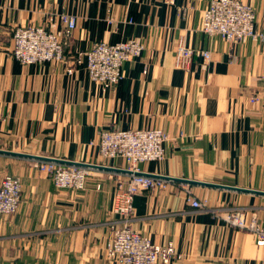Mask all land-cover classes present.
Here are the masks:
<instances>
[{"label": "crops", "instance_id": "crops-1", "mask_svg": "<svg viewBox=\"0 0 264 264\" xmlns=\"http://www.w3.org/2000/svg\"><path fill=\"white\" fill-rule=\"evenodd\" d=\"M211 1L0 0V151L96 166L85 191L60 190L38 159L0 153V184L6 176L22 183L18 212L0 215V264H120L105 245L117 219L115 176L126 163L102 161L92 145L110 129L164 130L165 159L141 170L191 182L170 180L164 191L137 195L134 230L172 245L174 264H264V246L224 219L239 210L264 228V45L201 32ZM239 1L254 9L264 33V0ZM62 13L77 21L66 45L71 59L97 42L144 44L117 86L93 82L86 62L69 74L60 63L11 57L16 28L60 33ZM180 39L209 51L210 61L197 56L188 71L176 69ZM188 191L207 209L192 208Z\"/></svg>", "mask_w": 264, "mask_h": 264}, {"label": "built area", "instance_id": "built-area-1", "mask_svg": "<svg viewBox=\"0 0 264 264\" xmlns=\"http://www.w3.org/2000/svg\"><path fill=\"white\" fill-rule=\"evenodd\" d=\"M173 3L174 0H168ZM60 33L44 27H18L13 34L11 57L23 65L46 62L63 64L69 74L86 62L90 79L104 89L117 86L124 78V65L141 57L144 44L137 39L109 44L97 42L84 53L71 59L66 45L77 28L76 18L67 13L59 15ZM256 13L251 6L239 0H212L203 12L200 31L212 37H220L234 45L249 41H261L264 33L256 30ZM205 63L211 59L209 51L188 47L183 39L175 49L174 67L188 71L195 57ZM169 134L162 129L119 130L110 129L99 134L92 143L97 147L102 161L122 159L126 167L115 176L117 192L112 212L117 218L111 225L112 237L106 242L105 254L120 264H174L179 256L172 245L158 246L132 228L135 197L144 192L164 191L170 179L146 175L140 165L162 161L166 156L165 145ZM83 163L38 161L37 168L48 175L57 189L85 191L92 168ZM22 183L17 177L6 176L0 184V215L13 216L20 207ZM187 203L196 210L207 209V202L200 201L188 191ZM224 219L232 226L246 230L256 237L257 244L264 246V228L249 223L245 213L230 211Z\"/></svg>", "mask_w": 264, "mask_h": 264}, {"label": "water", "instance_id": "water-1", "mask_svg": "<svg viewBox=\"0 0 264 264\" xmlns=\"http://www.w3.org/2000/svg\"><path fill=\"white\" fill-rule=\"evenodd\" d=\"M1 154H7V155H16V156H20V157H29V158H34V159H38L39 161H53V162H57V163H61V162H65V161H61V160H57V159H48V158H38V157H31V156H28V155H22V154H16V153H12V152H7V151H0ZM85 166H89V167H96V166H92V165H85ZM119 171V170H118ZM124 173H126V171H123ZM166 179H169L167 177H164ZM170 180H177V181H181V182H187V183H191L189 181H185V180H178V179H170ZM193 183V182H192ZM221 187V186H219ZM222 188H229L230 187H222ZM233 189V188H231ZM234 190H239V189H234ZM239 191H242V190H239ZM248 192H254V193H258V192H255V191H248ZM264 194V193H262Z\"/></svg>", "mask_w": 264, "mask_h": 264}]
</instances>
